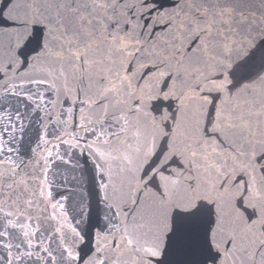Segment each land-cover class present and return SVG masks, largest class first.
<instances>
[{
	"label": "snow or ice",
	"instance_id": "1",
	"mask_svg": "<svg viewBox=\"0 0 264 264\" xmlns=\"http://www.w3.org/2000/svg\"><path fill=\"white\" fill-rule=\"evenodd\" d=\"M0 264H264V0H0Z\"/></svg>",
	"mask_w": 264,
	"mask_h": 264
}]
</instances>
